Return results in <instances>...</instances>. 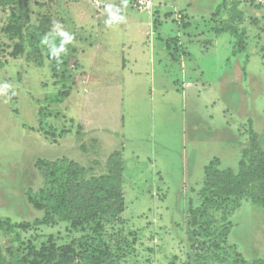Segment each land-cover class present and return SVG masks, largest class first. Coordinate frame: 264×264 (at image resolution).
Masks as SVG:
<instances>
[{"label":"rangeland","instance_id":"374dc122","mask_svg":"<svg viewBox=\"0 0 264 264\" xmlns=\"http://www.w3.org/2000/svg\"><path fill=\"white\" fill-rule=\"evenodd\" d=\"M97 1L28 0L32 23L48 17L38 58L28 45L19 52L5 30L11 9L0 5V261L14 248L8 217L31 225L21 236L39 249L76 257L94 237L113 264H264L262 206L210 207L204 233L217 237L208 242L195 220L206 167L218 159L237 170L252 131L264 149V3ZM53 41L66 46L58 71ZM117 152L125 209L102 235L34 224L43 216L27 195L43 186L36 162L65 158L100 175Z\"/></svg>","mask_w":264,"mask_h":264},{"label":"trees","instance_id":"16d2710c","mask_svg":"<svg viewBox=\"0 0 264 264\" xmlns=\"http://www.w3.org/2000/svg\"><path fill=\"white\" fill-rule=\"evenodd\" d=\"M0 5L11 9V22L5 30L11 38L18 39L16 45L20 47L19 52L25 53L28 45L33 47L31 53H34L37 58L40 57L38 42L48 31V17L44 18L46 15H43V19L39 23H32L28 0H0ZM46 41L47 49H49L48 45L52 42L46 39L44 40L45 45ZM58 44L53 41V47L56 50L63 46V51H59L52 57L56 60L53 65L55 71H58L59 68L57 62L62 65L68 63L66 46L60 42ZM234 52H237L236 49ZM54 99L56 102L63 101L65 95L59 93ZM46 128L43 126V129ZM47 132L56 134V130L51 128ZM258 137L254 131L251 132L249 141L243 148L237 170L220 168L218 159L206 167L201 188L203 201L198 207L197 213L194 212L199 235L201 236L200 232H202L206 237L205 242L217 237L215 232L209 235L204 233L203 222L210 207L220 205L219 210H223L224 213H221L224 215L226 210L231 213L240 206L242 200L247 199L264 208V149L261 147ZM117 156L120 158L118 152L111 155L107 172L100 175H89L84 166L65 158L36 162L35 165L44 179L43 186L38 191L28 190L27 195L30 204L35 209L43 211V216L37 218L34 224L38 226L70 222L76 226H82L83 229L90 225L96 234L102 235L104 222L118 218L125 209L121 177L123 167ZM217 202L219 203L215 204ZM226 225L219 230L222 232L224 229L225 232ZM30 226L28 222L14 224L9 221L8 217L5 219L3 227L14 248H7L8 257L6 260L0 261V264H73L77 262L76 257L84 264H113L102 249L101 241L96 242L94 237L84 245V253L76 257L74 252L67 247L66 249L63 247L36 248L34 243L26 242L21 236L22 231L31 229ZM195 232L193 224L192 234L189 235L192 244L197 238ZM220 239L226 241L225 233H222Z\"/></svg>","mask_w":264,"mask_h":264},{"label":"built area","instance_id":"2783aa9c","mask_svg":"<svg viewBox=\"0 0 264 264\" xmlns=\"http://www.w3.org/2000/svg\"><path fill=\"white\" fill-rule=\"evenodd\" d=\"M135 1V6L141 10H151L153 6V1L152 0H134ZM259 2H263L264 0H258ZM96 5H100V2L96 0Z\"/></svg>","mask_w":264,"mask_h":264},{"label":"clouds","instance_id":"9594fccd","mask_svg":"<svg viewBox=\"0 0 264 264\" xmlns=\"http://www.w3.org/2000/svg\"><path fill=\"white\" fill-rule=\"evenodd\" d=\"M106 23H109L110 24L111 22L110 21H106ZM60 35L66 37L65 43H67L69 40H71V37L68 36V34L65 33V32H61ZM58 51H63V46H61V48ZM5 87H7V85H5Z\"/></svg>","mask_w":264,"mask_h":264},{"label":"crops","instance_id":"0c3cea01","mask_svg":"<svg viewBox=\"0 0 264 264\" xmlns=\"http://www.w3.org/2000/svg\"><path fill=\"white\" fill-rule=\"evenodd\" d=\"M154 6V5H153ZM150 13H151V11H150ZM140 25V22L138 23V26Z\"/></svg>","mask_w":264,"mask_h":264}]
</instances>
